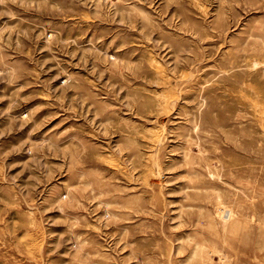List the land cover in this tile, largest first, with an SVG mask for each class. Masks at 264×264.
<instances>
[{
	"label": "rangeland",
	"instance_id": "1",
	"mask_svg": "<svg viewBox=\"0 0 264 264\" xmlns=\"http://www.w3.org/2000/svg\"><path fill=\"white\" fill-rule=\"evenodd\" d=\"M0 264H264V0H0Z\"/></svg>",
	"mask_w": 264,
	"mask_h": 264
}]
</instances>
